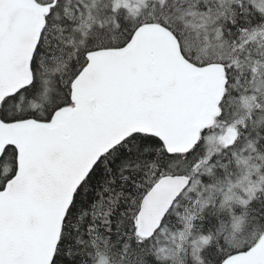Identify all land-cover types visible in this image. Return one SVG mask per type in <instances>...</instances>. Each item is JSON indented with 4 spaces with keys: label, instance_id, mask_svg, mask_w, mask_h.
Wrapping results in <instances>:
<instances>
[{
    "label": "snow or ice",
    "instance_id": "6c2138e0",
    "mask_svg": "<svg viewBox=\"0 0 264 264\" xmlns=\"http://www.w3.org/2000/svg\"><path fill=\"white\" fill-rule=\"evenodd\" d=\"M0 264H264V0H0Z\"/></svg>",
    "mask_w": 264,
    "mask_h": 264
}]
</instances>
